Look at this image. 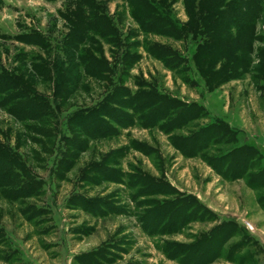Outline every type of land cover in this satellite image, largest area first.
I'll return each mask as SVG.
<instances>
[{"label":"rangeland","instance_id":"1","mask_svg":"<svg viewBox=\"0 0 264 264\" xmlns=\"http://www.w3.org/2000/svg\"><path fill=\"white\" fill-rule=\"evenodd\" d=\"M95 1L103 2L99 6H106L123 38L139 34V41L167 43L186 60L191 55L189 82L183 83L139 47L140 60L127 77L109 75L110 86L123 83L134 98L139 91L175 97L196 106L197 118L167 134L143 127V114L129 111L138 120L133 126L110 123L117 134L82 136L87 147L76 152L69 146L78 134L71 122L104 97L105 81L82 75L70 94L59 96L51 71L57 50L46 57L50 75L43 81L29 58L44 53L14 39L75 37L76 28L61 16L68 2L0 0V67L23 73L33 90L49 98L52 113L44 127L0 109L1 150L18 163L17 186L0 187V264H264V16L251 11L255 39L248 52L234 49L237 57H228L226 65L218 57H197L196 66L194 41L140 34L125 0ZM154 1L179 24L188 21L183 0ZM100 47L92 44L89 51L114 65L109 48ZM216 123L229 132L223 144L190 157L174 147ZM243 146L247 166L242 178H234L224 168L243 161V154L232 153ZM227 153L234 155L215 165L222 169L218 174L208 162ZM22 187L23 194L15 192Z\"/></svg>","mask_w":264,"mask_h":264},{"label":"trees","instance_id":"2","mask_svg":"<svg viewBox=\"0 0 264 264\" xmlns=\"http://www.w3.org/2000/svg\"><path fill=\"white\" fill-rule=\"evenodd\" d=\"M71 1L72 3L67 0L66 13L61 16L65 22L71 23L76 28L75 37L73 34L67 35L62 41L53 39L54 43L49 38L39 36L22 40L21 34L15 35L14 39L33 45L44 53L45 56L31 53L29 58L32 71L43 81H47L45 75H50L46 57H49L51 50H57L59 55H56L57 60L53 63L55 68L51 71L54 72L55 91L59 96L70 94L73 85L80 81L82 75L105 81L104 97L94 107L77 112L71 122L72 128L78 132L73 139L74 145H69L72 149L76 152L86 149L87 141L85 143L79 139L82 136L89 140L117 134L118 130L110 123L122 129L133 126L138 120L128 113L129 111L143 114L139 119L143 127H157L167 134L172 130L180 129L187 120L197 118L198 110L194 105H187L175 97L156 94L153 91H139L140 94L134 98L130 95V90L122 86L123 83L112 88L110 84L113 81L109 79V75L112 74L127 77L132 66L140 60L141 54L138 48L142 47L149 56L161 61L183 83H188V63L191 62V55L186 60L181 52L167 43L139 41L137 39L139 34L130 33L128 37L123 38L115 21L107 13L106 6L103 8L99 6L103 2ZM125 1L128 14L137 24L140 34L163 36L182 43L187 40L194 41L193 46L196 50L192 59H195V64L197 57L202 59L205 55L207 58L210 55L212 59L218 57L217 60L221 59L223 65H226L225 60L229 61L228 57L232 55L233 58L237 57L234 52L238 50L248 52V41L255 39L252 18L256 17V14L251 11L257 10V18L264 16V0H183L188 21L179 24L168 16V11L161 4L155 3L154 0ZM91 34L92 37L89 36ZM190 35L192 38L188 39ZM94 38H98V42ZM100 41L109 48L108 51L115 60L114 65H110L101 54L98 59L94 58L89 51L92 44H97L101 49ZM230 41L235 43V48L231 47ZM64 58L68 61L66 66ZM237 60L239 62V59ZM71 68L75 70L79 68L82 74L79 70L78 73H73ZM28 81L23 73L0 67V109L5 110L19 122H35L45 127L47 117L52 115L49 98L33 90ZM143 83L139 86L144 87ZM193 111L194 113H191ZM103 119L109 120V123ZM44 127H37L38 132L44 134ZM227 133H229L227 127L216 123V126L206 127L180 143L172 142L174 147L185 156H197L213 144H223V141L229 138ZM1 149L4 148L0 146ZM232 153L243 154L244 159L234 167L228 166L224 170L228 169L230 174H235L234 178H242L241 173L247 166L248 151L243 146ZM230 154L222 155L208 164L218 174L223 175L222 169L217 170L216 164L229 160L234 155ZM74 158L72 153L70 159L74 160ZM0 160L2 166L0 187L9 189L14 185L16 187L18 176L14 173V168L18 167L17 159L1 150ZM23 190L24 187L15 188L18 194H23Z\"/></svg>","mask_w":264,"mask_h":264}]
</instances>
